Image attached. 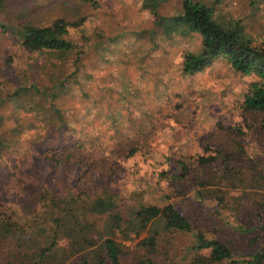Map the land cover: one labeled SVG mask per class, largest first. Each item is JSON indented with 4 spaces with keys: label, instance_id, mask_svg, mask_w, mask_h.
I'll use <instances>...</instances> for the list:
<instances>
[{
    "label": "rangeland",
    "instance_id": "rangeland-1",
    "mask_svg": "<svg viewBox=\"0 0 264 264\" xmlns=\"http://www.w3.org/2000/svg\"><path fill=\"white\" fill-rule=\"evenodd\" d=\"M183 1L162 0L160 15H182ZM200 1L225 27L239 23L264 42V0ZM59 20L72 51L24 48L25 26ZM0 24V211L18 223L20 245L48 247L58 200L80 205L94 247H75L65 233L44 264H96V250L111 264L109 238L121 245L122 264H197L211 255L198 249V233L232 251L234 262L217 264H251L264 251V185L254 181L264 176V147L241 108L254 76L225 59L186 74L184 55L203 52L201 35L166 34L143 0H12ZM211 156L227 161L199 164ZM100 200L110 212L90 210ZM169 204L192 232L158 222L140 234L130 227L126 239L110 228L114 216L131 221L143 207ZM154 230L149 251L141 243ZM12 246L2 241L0 264H29L30 251Z\"/></svg>",
    "mask_w": 264,
    "mask_h": 264
},
{
    "label": "trees",
    "instance_id": "trees-1",
    "mask_svg": "<svg viewBox=\"0 0 264 264\" xmlns=\"http://www.w3.org/2000/svg\"><path fill=\"white\" fill-rule=\"evenodd\" d=\"M12 0H0V8ZM162 0H143L145 9L150 10L154 16L155 24L162 27L166 34L177 33L180 29L183 34L198 33L202 38L203 52L201 54L187 53L184 55L183 70L188 75H194L203 72L210 67L217 59H225L229 65L237 72L245 76H254L256 80L252 82L242 102V110L251 119L255 129V136L260 145L264 147V42L256 41L248 36L239 23L225 27L215 18L214 10L206 3L200 0H184L183 14L175 17L162 16L159 13V7ZM4 26L0 24V31ZM68 34V24L64 20L57 21L49 27H37L33 25L25 26L21 32L23 46L25 49L34 51H59L70 52L74 49V44L66 39ZM65 81H59L57 89L63 91ZM1 126V124H0ZM227 161L225 156L200 157L199 164L209 166L217 161ZM182 169L181 176L177 178L180 183H184L188 177L189 169L187 164L181 162L179 164ZM258 184L264 185V176L258 180L254 179ZM63 203L62 205H59ZM53 206L60 212L59 217L53 221V237L47 248L41 250H33L29 244V240L20 245L19 240L22 234L18 227V223L6 215L0 214V245L2 249V241L12 243V249L15 251L18 245L27 248L30 251L29 264H44L46 258L53 253L58 246V241L67 235L73 239L75 247L81 245L83 249L93 248V240L87 237L86 230L82 219L77 210L76 204L73 202L52 201ZM78 205V204H77ZM80 206V205H78ZM96 209V210H95ZM95 209L90 210L94 213L110 212V203L104 200L98 201ZM62 212V213H61ZM63 214V216H62ZM111 220L110 228L113 233H120L129 238L130 227L135 229L137 234L146 230L151 225L161 222L162 227L168 231L192 232L191 222L185 218L173 204L164 207L148 206L141 208L131 221H124L121 217L114 216ZM69 227V228H68ZM116 229V230H114ZM67 235H66V234ZM76 233V238H75ZM158 230H154V235L143 240L141 245L149 251H154L157 245ZM26 237V236H25ZM198 249H209L211 255L197 264H217L224 260L234 262L232 251L218 240H207L202 233L196 234ZM24 242L22 237V243ZM14 243V244H13ZM27 245V246H26ZM21 249V248H20ZM106 255L111 264L121 263V245L114 239L109 238L104 243ZM4 252L5 250L2 249ZM95 256L96 264H104L101 254ZM251 264H263L264 251L255 255ZM137 264H157L151 259L140 260Z\"/></svg>",
    "mask_w": 264,
    "mask_h": 264
}]
</instances>
